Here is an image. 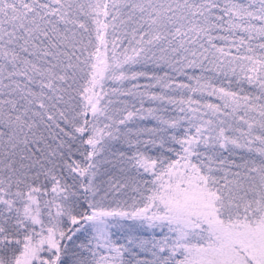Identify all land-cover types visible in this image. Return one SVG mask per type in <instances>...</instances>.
Here are the masks:
<instances>
[{
    "label": "snow or ice",
    "instance_id": "snow-or-ice-1",
    "mask_svg": "<svg viewBox=\"0 0 264 264\" xmlns=\"http://www.w3.org/2000/svg\"><path fill=\"white\" fill-rule=\"evenodd\" d=\"M0 264H264V0H0Z\"/></svg>",
    "mask_w": 264,
    "mask_h": 264
}]
</instances>
